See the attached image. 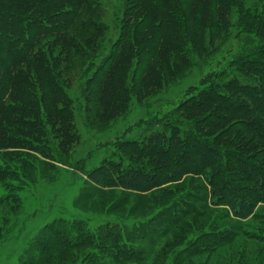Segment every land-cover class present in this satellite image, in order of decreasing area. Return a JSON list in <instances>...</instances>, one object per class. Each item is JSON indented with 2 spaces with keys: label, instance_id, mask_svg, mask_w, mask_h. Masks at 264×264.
Segmentation results:
<instances>
[{
  "label": "rangeland",
  "instance_id": "1",
  "mask_svg": "<svg viewBox=\"0 0 264 264\" xmlns=\"http://www.w3.org/2000/svg\"><path fill=\"white\" fill-rule=\"evenodd\" d=\"M164 1L73 0L78 13L65 40L71 59L66 62L62 57L56 61L69 102L73 129L69 140L73 142L60 145L63 138L59 125L51 123V127L43 124L41 132L46 138L39 139L38 147L19 138L25 140L23 146L13 143L11 149L0 148V264H264V202L252 206V215L248 217H238L240 209L220 203L217 191L225 179L240 176L233 175L236 166L232 162L228 173L221 179L212 178L210 183L209 174L214 175L212 172L219 165L228 162L225 157L217 158L216 164L212 161L197 176L184 175L177 181L164 178V185L149 192L123 187L113 193H106L107 189L99 192V181L85 174L94 172L106 160L122 162L125 170L149 163L143 158L134 164L135 157L122 155L116 145L121 140L142 144L154 133L164 132L163 128H151L147 123L173 113L184 100L196 96L211 77L262 45L261 37L247 27L245 13L260 16L263 3L241 0L242 8L236 4L214 7L212 14L225 15L224 23L214 33L209 28L202 30V52L183 40L185 47L178 45V59L171 51V34L161 37L147 26ZM205 1L192 0L188 16L195 17L198 8L203 10ZM62 8L70 10L66 5ZM202 16L211 14L203 11ZM145 26L149 29L141 31L144 37L160 45L155 59L149 61L152 68L147 73V84L137 55L141 41L137 32ZM53 40L57 39L47 37L40 45L46 50L56 46L57 55L63 45ZM113 59L109 73L113 75L106 80V68ZM146 59L149 60L147 55ZM176 66L180 70L173 75L171 70ZM29 72L35 77L33 68ZM229 74L244 85H255L256 79L249 71L248 77L232 71ZM103 79L106 86L94 102L92 96ZM153 81H159L158 87H154ZM35 91L40 94L37 88ZM37 110L45 122L43 115L49 108L41 104ZM202 113L174 117L178 121L175 126L181 127L179 140H186L191 132L189 127H194L193 122H188L190 118ZM243 117L203 129L204 135L195 131L194 136L213 142L222 128ZM238 132L228 131L226 135L238 142ZM226 146H230L229 150L235 148ZM232 181L237 186L245 183ZM164 188L173 189V193L165 197L150 194ZM194 210L204 215L195 217L191 213ZM58 232L66 233L72 242H84L90 236L92 243L85 241L83 246L66 252L60 248ZM48 242L51 250H44ZM93 254L96 261H91Z\"/></svg>",
  "mask_w": 264,
  "mask_h": 264
},
{
  "label": "trees",
  "instance_id": "2",
  "mask_svg": "<svg viewBox=\"0 0 264 264\" xmlns=\"http://www.w3.org/2000/svg\"><path fill=\"white\" fill-rule=\"evenodd\" d=\"M144 2L147 3L148 0H144ZM205 2L206 5L202 7L203 10L198 8L196 16L189 17L192 0H166L162 2V5L161 3L158 5L153 20L147 24L150 29L153 27L155 33L161 37L167 33L171 34L169 42L172 45L171 51L175 53L178 59L181 54L178 45L184 46L183 40L188 41L196 50L202 52V30L209 28L214 33L224 23L225 15L220 14L216 17L212 14L211 10L214 7L225 8L235 4L243 7L241 0H207ZM260 4L263 5H261L263 10L260 16L248 12L245 13V18L247 19L246 24L249 25L247 27H250L249 30L254 31L256 37H261L260 44L262 45L257 47L251 55L238 58L233 63L231 62L224 71L211 77L212 80L203 86L196 96L184 100L173 113L163 119L156 118L153 122L147 123L151 128H163L164 132L154 133L142 144L121 140L116 145L119 153L135 157L133 159L134 164L139 163L143 158L150 160V162L144 163L143 167L133 164L134 166L125 170L122 162L116 163L112 160H106L94 172L85 173L91 179L99 181V192H104L103 190L107 189L106 193H113L119 187L149 192V190L164 185V178L168 181H177L184 175L197 176L202 173L201 170L209 167L212 161L213 164H216L217 158L225 157V161L228 162L219 165L212 172L214 175L209 174L210 183H213L212 178L221 179L226 172H229V162L236 166L233 168L236 170L232 172L233 175L240 176L225 179L224 185L217 191L221 197L220 203L230 205L233 209H240L243 214H236V216L248 217L252 215V206L255 207L261 201L264 202V0H260ZM64 5L68 6L70 10L63 9L62 6ZM163 5L166 6L163 8ZM165 7L168 8L167 11H165ZM203 11L208 12V15L211 14V17L204 18L202 16ZM77 13L76 3L73 0H0L1 149H11L13 143L23 146L26 143L25 140L34 142L37 147L40 146L39 139L46 138L45 135H42L41 130H43L44 125L51 127V123L54 126L59 125L58 130L63 138L60 145L64 141H68L67 144L73 142V140H69L70 137L72 138L73 130L70 126L72 122L70 121L69 102L63 92L61 79H59L60 72L57 68L58 62L56 61L62 57L66 62L71 59L70 47L65 40L67 32L76 20ZM177 16L180 18L179 23ZM216 20L217 22H215ZM147 26L137 32V36L141 40L137 44V55L144 67V83L148 78L147 73H150L152 68L149 61L155 59L154 56L160 50V45L156 41L155 43L152 42L150 37L148 40L141 33V31L149 29ZM47 37H55L57 40L53 41L57 45H63L57 55L54 51L56 46L47 50L41 47V41ZM69 43L75 44L74 42ZM156 44L159 47H156ZM49 54L50 56L47 57ZM146 55L149 60L146 59ZM113 61L114 59L107 65L106 80H109V77L113 75L112 72L109 75L113 69ZM30 68L34 69L35 77L34 75L31 76ZM160 68L161 66L158 69ZM173 69L174 71L171 70L173 75L180 70L177 66ZM230 71L233 74L246 77H248L246 72L249 71L252 77L256 79L253 81L255 85H244L232 75L230 78V74L228 75ZM162 73H165V70ZM167 73L168 71L166 75ZM171 74L169 73V76ZM101 75L98 73L99 77ZM106 80L103 79L97 85L92 96L94 102L98 101L102 94ZM159 80L161 81V79ZM159 84V81H153L154 87H158ZM35 88L41 95L36 93ZM41 104L49 108L47 114L43 115L45 122L37 110ZM59 104L61 107L58 106ZM197 111H203V113L190 118L188 122H193L191 124L194 127H189L191 132L187 135L186 140H179L178 135L181 132V127L180 125L175 126V122L178 121H174V117H177L178 114L188 117ZM241 116L244 117L222 128L220 133L218 132L219 134L214 136L213 142H207L205 138L194 136L195 131L204 135L203 129L223 125L230 118ZM239 124L242 126H238ZM230 129L233 132L239 131L237 133L238 142L235 141L236 138L229 139L230 136L226 135L228 131L231 132ZM225 144L235 146V148L232 149L233 151L229 150L230 146ZM60 147L59 151L61 150ZM34 149L37 150V148ZM62 155L66 156L63 152ZM80 169L82 172L84 171L83 167ZM127 174L129 177H125ZM232 179L236 180V183L245 181V186H237ZM172 191L173 189L166 190L164 188L150 194L160 193L165 197L171 195ZM191 213L195 217L204 215V212H198V210L191 211ZM56 235L61 241V247L58 246L66 252L83 246L86 244L85 241L92 243L90 236L86 237L84 242L80 240L72 242L66 233L58 232ZM47 244L48 246L44 250H51L49 242ZM94 256V254L91 256V261H96Z\"/></svg>",
  "mask_w": 264,
  "mask_h": 264
}]
</instances>
